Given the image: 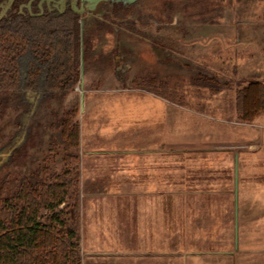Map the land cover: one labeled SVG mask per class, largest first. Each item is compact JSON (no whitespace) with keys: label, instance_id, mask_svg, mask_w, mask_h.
I'll return each instance as SVG.
<instances>
[{"label":"rangeland","instance_id":"rangeland-1","mask_svg":"<svg viewBox=\"0 0 264 264\" xmlns=\"http://www.w3.org/2000/svg\"><path fill=\"white\" fill-rule=\"evenodd\" d=\"M199 2L201 17L196 25L201 42L192 49L184 46L188 42H180L184 46L182 53L192 62L179 60L181 51L169 46L178 57L171 60L178 65L160 68L148 61L156 60L151 53L153 46L137 40L133 46L139 57L135 54L137 68L131 73L136 80L124 85L111 75L104 84H87L80 95L77 120L82 154L75 178L80 193L82 264L83 260L88 263L93 259L109 264L111 258L117 264H143L145 258L154 257L165 264L167 233L155 231L151 235L154 242L150 243L149 233L136 230L130 216L136 210V201L131 196L82 197L87 191L84 183L92 178L122 171L129 179L136 156L114 150L147 143L149 124L162 117L164 130H168L171 173L180 166L184 171L171 174L183 178V182L170 185L167 264H257V204L256 199L248 197L259 190L257 159L259 148L264 146V112L250 122H241L235 98L236 91L249 81L264 83V0ZM160 8V1L152 0L146 13L160 17ZM178 9L171 15L183 16ZM167 26L170 30L182 27L174 22ZM156 70L163 74L160 79L165 84L142 81ZM58 106H44L39 111L33 136L41 141L36 147L31 143L24 163L2 169L0 181L8 173L19 180L31 178L38 170L42 177V173L62 175L66 167L64 145L58 143L50 150L53 130L45 129L50 109L58 115L63 111ZM22 108L12 102L6 108L0 105L4 134L0 147L12 133ZM89 147L100 151L94 160L83 154V148ZM261 152L263 155L264 149ZM120 165L124 169L120 170ZM163 203L167 204V200ZM157 234L164 237V243L161 237L157 242Z\"/></svg>","mask_w":264,"mask_h":264},{"label":"trees","instance_id":"trees-1","mask_svg":"<svg viewBox=\"0 0 264 264\" xmlns=\"http://www.w3.org/2000/svg\"><path fill=\"white\" fill-rule=\"evenodd\" d=\"M58 19L53 23L47 18L16 16L0 22L2 108L21 96L62 104L75 89L80 76L78 25ZM27 105L17 119L22 130L35 110L33 103ZM235 106L241 122L264 112V83L253 80L238 89ZM79 111V103L73 102L59 126L66 165L79 159L80 125L75 119ZM26 153L21 152V158ZM76 170L74 166L65 168L62 175L42 173V177L38 170L27 179L4 178L0 183V264H82Z\"/></svg>","mask_w":264,"mask_h":264},{"label":"flooded vegetation","instance_id":"flooded-vegetation-1","mask_svg":"<svg viewBox=\"0 0 264 264\" xmlns=\"http://www.w3.org/2000/svg\"><path fill=\"white\" fill-rule=\"evenodd\" d=\"M150 1L152 0H0V22L10 20L16 16L21 17L23 20L47 18L52 20L53 23H56L59 20L58 18L75 21L78 25L80 69V76L75 89L66 96L62 104L57 101L47 104L40 103L31 99L27 100L26 97L22 96L12 98L6 103V107L12 102L21 105L23 108L16 116L12 133L4 141L3 146L0 147V167L6 164L7 161L12 162L3 169L11 165H21L25 159L21 158L20 153L28 152L31 143L36 147L37 141H41L40 138L35 140L33 131L35 129L34 120H36L39 111L44 106L50 108L52 105L57 104L61 111L63 109L59 115L54 109H50V117L45 121V129L49 127L53 130L51 136L49 135L50 150H53L54 145L58 143L64 145L59 136V126L63 115L73 102L77 101L80 105V95H83L87 84H104L108 80L107 77L111 75L124 85L136 80L135 76H131V73L137 68L135 56L139 57V55L133 46V43L135 45L137 40L145 42V45L150 43L153 46L151 53L156 55V60L148 61L155 63L154 65L160 68L170 69V66L174 68L178 65L171 60L178 57L175 56V52L169 46L181 51L179 60L192 62L190 56L185 57L182 53V48L189 45V48L192 49L201 42L202 37L198 31L199 25H196L197 20L201 17L199 0H172L176 3H172L171 0H158L161 3L160 17L154 13H146ZM178 8L182 10L184 15L181 17L171 15L176 11L178 12ZM171 22L180 23L182 27L177 26L178 29L170 30L167 24ZM158 27H161V31H158ZM180 42L183 44L188 43L183 46ZM150 74V76L142 77V81L149 80L152 84L157 81L159 83L163 82L160 79V76L163 75L160 70ZM199 76H201V72H198L197 77ZM163 84L165 83L163 82ZM30 103H33L35 110L25 122L24 126L26 128L24 127V130H22V126L19 122L17 123V119L26 110L27 104ZM5 106L4 108H6ZM3 135L0 126V137ZM15 151L17 152L15 153ZM65 153L64 145V156ZM78 161L79 159L76 162H71L65 168L78 167ZM7 175L10 180L15 178L14 174L9 173L4 178ZM15 180L19 179L16 177ZM63 206L64 204L61 205V207Z\"/></svg>","mask_w":264,"mask_h":264},{"label":"crops","instance_id":"crops-1","mask_svg":"<svg viewBox=\"0 0 264 264\" xmlns=\"http://www.w3.org/2000/svg\"><path fill=\"white\" fill-rule=\"evenodd\" d=\"M165 130L164 118H159L158 122H152L148 126L147 143L136 145L131 148H119L114 150V152L119 154L129 153L132 156H136L135 159H132L130 166L132 169L131 177L128 179L126 175H123L122 171H114L111 174L100 176L98 179L92 178L90 181L84 183L87 185V191L82 194V197L84 199L86 197L92 199L104 197L118 199L122 196H131L133 200L136 201V210L134 208L132 215L130 213L132 225H137L138 227L136 230L149 233L148 239L151 241L150 243L154 242L152 241L151 235L155 231H165L167 233L165 238L167 246L165 264H167L169 256L168 232L170 221L168 201L170 199V185L171 183L177 184L183 182V178L172 177L171 174H184V171L180 166L178 170L171 173V163L169 160L170 148L167 144L168 130ZM80 148L81 151L79 152V156L82 154L81 132ZM262 149H264V146L263 148H259V158L257 159V167L259 168V173L257 174L259 190L256 195L248 197L249 199H256L257 204V264H264V186L261 187V184L264 183V154L262 155ZM99 152L100 151L94 147L83 148V154H87L89 160H94L95 155ZM124 167L125 166L120 165V170L124 169ZM171 179L173 180L171 181ZM130 186L131 188L129 189ZM164 200H167V204L165 205L163 203ZM139 208L141 209L138 210ZM160 237L159 234L157 242ZM163 238L164 237H161L162 243H164ZM157 247V251H159V243H157ZM101 261L96 262L93 259L87 263L83 260V264H102ZM108 263L117 264L116 259L113 258H111ZM143 264H164V261L156 257L149 260L145 258Z\"/></svg>","mask_w":264,"mask_h":264},{"label":"water","instance_id":"water-1","mask_svg":"<svg viewBox=\"0 0 264 264\" xmlns=\"http://www.w3.org/2000/svg\"><path fill=\"white\" fill-rule=\"evenodd\" d=\"M80 112V111H79ZM237 178H236V180H235V188H236V196H237ZM237 214V213H236ZM236 221H237V216H236ZM236 242H237V231H238V227H237V223H236Z\"/></svg>","mask_w":264,"mask_h":264}]
</instances>
